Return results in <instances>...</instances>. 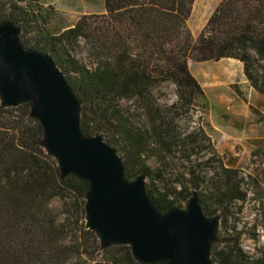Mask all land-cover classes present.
<instances>
[{"label":"trees","instance_id":"trees-1","mask_svg":"<svg viewBox=\"0 0 264 264\" xmlns=\"http://www.w3.org/2000/svg\"><path fill=\"white\" fill-rule=\"evenodd\" d=\"M194 2L105 0L106 13L81 17L53 36L51 45L27 47L21 36L19 41L25 50L50 52L79 101L83 135L102 137L110 130L124 152V180L148 178L146 194L161 216L196 198L206 218L218 212L229 218L239 203L242 210L248 194L239 171L225 165L200 124L198 102H208L189 61L236 59L250 86L264 95V0H221L197 38L186 25ZM20 9L15 3L5 13L0 5V24L21 28ZM82 42L89 46L93 68L72 54ZM167 83L176 94L168 103L155 93ZM35 104L31 99L10 107L0 96V264H146L130 244L106 246L86 228L91 182L63 175L45 145L42 124L32 116ZM183 112H195L199 127L181 129ZM152 147L162 161L177 160L182 168L168 170L165 161L152 168ZM55 198L62 201L58 214L49 209ZM223 264H229L227 257Z\"/></svg>","mask_w":264,"mask_h":264},{"label":"water","instance_id":"water-1","mask_svg":"<svg viewBox=\"0 0 264 264\" xmlns=\"http://www.w3.org/2000/svg\"><path fill=\"white\" fill-rule=\"evenodd\" d=\"M20 29L0 24V96L6 106L35 99L32 116L42 124L45 145L58 159L63 175L91 182L86 228L108 246L130 244L146 264H212L210 242L217 220L205 217L194 198L186 212L161 216L151 204L144 178L127 183L116 150L102 137H86L77 114L79 101L51 55L25 50Z\"/></svg>","mask_w":264,"mask_h":264},{"label":"rangeland","instance_id":"rangeland-1","mask_svg":"<svg viewBox=\"0 0 264 264\" xmlns=\"http://www.w3.org/2000/svg\"><path fill=\"white\" fill-rule=\"evenodd\" d=\"M220 2L221 0H195L191 15L186 21L194 38L199 36ZM15 3L21 8L16 10L22 21L19 37L27 47L51 45L53 36L74 26L81 17L106 13L105 0H0L5 13H9L10 6ZM46 54L50 55V52ZM72 54L83 64L94 67L89 46L85 42L72 50ZM189 67L204 90L208 102L206 105L198 102V108L202 112L200 124L211 136L216 154L225 165L239 171L241 187L248 194L242 210L238 211L239 203L229 218L219 212L212 216V220L217 219V224L214 238L210 242L209 258L212 264H223L225 257L229 264H264V95L250 86L243 64L236 59L223 58L205 62L190 60ZM155 93L161 102L176 100L172 84L160 85ZM130 109L132 111L134 106L131 105ZM189 114H181L180 128L191 131L199 127V117L195 112ZM191 114L193 118L190 117ZM104 131L103 141H107L116 150L123 162L124 152L114 145L110 130L107 128ZM109 139L113 141L112 144ZM151 150L150 153L156 151L154 147ZM202 155L207 158L211 153L206 150ZM161 157L158 152L154 153L148 163L152 168H157L165 161L164 167L171 171L182 168L177 160L162 161ZM209 166L213 168L214 165ZM144 186L145 190L151 186L148 178L144 179ZM179 205L181 209L178 210H188V201L179 202ZM213 208L212 204L211 212ZM49 209L53 213H61L62 201L53 199ZM83 222L86 226V217Z\"/></svg>","mask_w":264,"mask_h":264}]
</instances>
